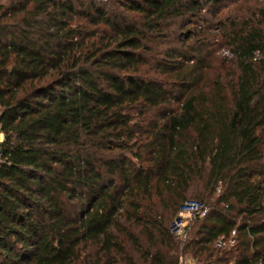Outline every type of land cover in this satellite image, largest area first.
<instances>
[{
	"label": "trees",
	"instance_id": "obj_1",
	"mask_svg": "<svg viewBox=\"0 0 264 264\" xmlns=\"http://www.w3.org/2000/svg\"><path fill=\"white\" fill-rule=\"evenodd\" d=\"M0 130V264H263L264 0H0Z\"/></svg>",
	"mask_w": 264,
	"mask_h": 264
},
{
	"label": "built area",
	"instance_id": "obj_2",
	"mask_svg": "<svg viewBox=\"0 0 264 264\" xmlns=\"http://www.w3.org/2000/svg\"><path fill=\"white\" fill-rule=\"evenodd\" d=\"M4 140V134L0 130V145ZM207 214L206 206L197 199H186L178 207L169 231L179 240H186L190 225L195 218H204ZM234 235V232H233ZM220 245V243H219ZM262 263V262H260ZM180 264H195L191 260L180 257ZM264 264V262H263Z\"/></svg>",
	"mask_w": 264,
	"mask_h": 264
},
{
	"label": "rangeland",
	"instance_id": "obj_3",
	"mask_svg": "<svg viewBox=\"0 0 264 264\" xmlns=\"http://www.w3.org/2000/svg\"><path fill=\"white\" fill-rule=\"evenodd\" d=\"M226 51H227V49H222V50L220 51V53H221L222 55H226ZM174 216H175V215H172V217H171V219H170V221H169V223H168L169 228H170V224H171V222H172Z\"/></svg>",
	"mask_w": 264,
	"mask_h": 264
}]
</instances>
